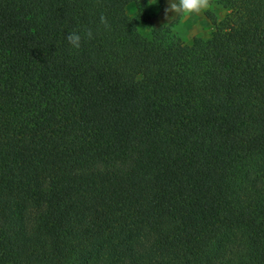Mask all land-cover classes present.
<instances>
[{"label":"trees","instance_id":"trees-1","mask_svg":"<svg viewBox=\"0 0 264 264\" xmlns=\"http://www.w3.org/2000/svg\"><path fill=\"white\" fill-rule=\"evenodd\" d=\"M217 1L0 0V264H264V0Z\"/></svg>","mask_w":264,"mask_h":264},{"label":"rangeland","instance_id":"rangeland-1","mask_svg":"<svg viewBox=\"0 0 264 264\" xmlns=\"http://www.w3.org/2000/svg\"><path fill=\"white\" fill-rule=\"evenodd\" d=\"M129 6L133 9L132 13L128 11ZM166 7L167 0H140L138 4L133 2L127 4L126 10L136 19L138 30L144 36H149L155 27H168L184 43L191 42L194 37L210 36L213 25L208 13H212L218 19L225 14V10L217 0H207V7L199 13L190 15L166 12Z\"/></svg>","mask_w":264,"mask_h":264},{"label":"clouds","instance_id":"clouds-1","mask_svg":"<svg viewBox=\"0 0 264 264\" xmlns=\"http://www.w3.org/2000/svg\"><path fill=\"white\" fill-rule=\"evenodd\" d=\"M207 7V0H167V7L165 8V11H171L173 13H179L183 15H190L194 13H199L203 8ZM129 13L133 12V9L131 6H129L128 9ZM100 22L107 27V22L105 20V17L103 15L100 16ZM92 33L91 30H88L85 32V36L91 37ZM66 39L68 43L72 46L74 49L80 48L81 43V35L77 32L69 33L66 36Z\"/></svg>","mask_w":264,"mask_h":264}]
</instances>
